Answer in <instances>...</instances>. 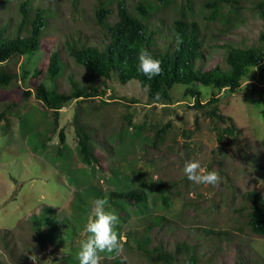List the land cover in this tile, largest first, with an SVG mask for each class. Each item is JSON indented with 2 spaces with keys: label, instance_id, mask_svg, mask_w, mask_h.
<instances>
[{
  "label": "rangeland",
  "instance_id": "374dc122",
  "mask_svg": "<svg viewBox=\"0 0 264 264\" xmlns=\"http://www.w3.org/2000/svg\"><path fill=\"white\" fill-rule=\"evenodd\" d=\"M20 1L0 0V26L8 25L9 36L21 21ZM126 1L132 12L139 2L154 6L147 22L157 41L173 34L176 19L197 21L206 39L205 70L223 61V44L254 45L263 29L259 0L224 1L216 18L207 6L213 0ZM95 6L96 0H31L30 19L37 8L45 10L44 51L5 64L17 72V84L0 86V205L10 199L0 207V264H33L32 255L38 257L35 264H79L92 201L104 197L118 214L117 231L126 243L120 256L103 254V264H153L148 257L153 248L177 251L183 243L196 251L199 264H264V236L246 228L239 210L248 191L264 193V72L249 67L236 91L197 85L201 103L207 102L200 107L180 83L173 85L170 100L153 103L138 80L122 84L113 74L105 93L73 98L55 115L35 95L41 79L34 72L60 48L64 73L41 81L64 92L71 79L88 83L87 70L64 43L78 36L98 43L103 29ZM26 25L29 29L30 20ZM25 90L31 94L25 96ZM212 97L218 100L208 104ZM79 135L90 137L98 162L82 160ZM193 159L217 171L221 183L205 187L190 181L183 168ZM152 186L165 189L151 191ZM131 189H143L146 200L133 204L112 196ZM185 261L182 250L175 264Z\"/></svg>",
  "mask_w": 264,
  "mask_h": 264
},
{
  "label": "trees",
  "instance_id": "16d2710c",
  "mask_svg": "<svg viewBox=\"0 0 264 264\" xmlns=\"http://www.w3.org/2000/svg\"><path fill=\"white\" fill-rule=\"evenodd\" d=\"M156 1L167 4L172 0ZM224 1L230 0H213L207 3V6L212 7V18H216L217 14L222 15L220 10ZM114 3L116 5L111 6ZM255 7L263 19V29L258 43L250 46L236 45L233 42L223 44L221 48H226L223 61L205 70L203 64L207 49L206 39L201 34L197 21H187L184 17L176 19L173 34L161 42L156 40L154 31L148 27L150 8H154L151 4L139 2L136 11L132 12L126 0H96L94 14L97 23L103 29V35L98 43L92 44L89 39L81 36L67 39L64 43L68 54L87 70L90 80L83 84L71 79L69 92L58 91L55 87L48 89L45 86L42 79L48 76L54 80L61 76L66 68L61 56L62 50L60 51L59 48L47 54V63L44 66L36 68L34 77L41 80L35 88V95L45 107L52 109L54 114L58 115L62 106L73 98H92L105 93L104 86L107 80L116 74L122 84L132 79L138 80L140 86L146 89L148 99L153 103L170 100L173 85L180 83L186 86V93L191 94L195 99L194 105L200 107L207 102L201 103L198 86L206 85L216 89L228 88L236 91L241 86L242 78L247 74L249 67H258L264 72V0H259ZM233 8L236 11L239 9L237 6ZM30 10H32L31 0L19 2L18 11L21 21L15 36L6 33L7 24L0 26V86L13 85V78H17V72L5 66L11 58L44 51L42 34L47 28L45 10L37 8L32 19L29 18ZM113 16L116 20L111 23L110 18ZM224 19L227 22L229 17ZM29 20L28 29L26 24ZM27 29L28 32L25 34ZM214 36L212 35V38ZM142 48L147 49L153 58L162 61L163 72L152 79L138 71V56ZM97 78H101L100 84L96 81ZM24 94L30 95L31 91L25 90ZM217 98L212 97L208 104L216 102ZM215 109L212 114L216 113ZM127 122L132 123L130 120ZM168 127H170L169 123L159 128L156 137L163 135ZM89 138L79 135L78 144L82 160L92 165L99 159L88 143ZM154 189L162 191L165 186L150 187L151 191ZM146 194L143 189H131L113 192L112 196L137 204L146 200ZM239 210L246 228L257 236H264V193L258 190L248 191L245 195V204ZM182 250L186 253L185 264L200 263L201 259L196 255V251L185 243L178 244L177 251L164 250L160 245L159 248H153V253H149L148 257L153 264H175Z\"/></svg>",
  "mask_w": 264,
  "mask_h": 264
},
{
  "label": "clouds",
  "instance_id": "9594fccd",
  "mask_svg": "<svg viewBox=\"0 0 264 264\" xmlns=\"http://www.w3.org/2000/svg\"><path fill=\"white\" fill-rule=\"evenodd\" d=\"M138 60V71L149 79L163 72L162 61L153 58L147 49L140 50ZM257 70L258 67L253 71ZM183 172L190 181L205 187L218 186L222 179L217 171H207L199 159L186 161ZM118 224V214L114 209H109L107 197L92 201V208L81 233L86 238L81 241L80 251L77 254L79 264H102L105 259L103 254H107L109 259L123 254L126 240L118 233ZM37 258L36 255L30 257L33 264Z\"/></svg>",
  "mask_w": 264,
  "mask_h": 264
},
{
  "label": "water",
  "instance_id": "95a60500",
  "mask_svg": "<svg viewBox=\"0 0 264 264\" xmlns=\"http://www.w3.org/2000/svg\"><path fill=\"white\" fill-rule=\"evenodd\" d=\"M13 83L17 84L16 83V79L13 78ZM10 199L6 200L3 204L0 205V207H2L3 205H5Z\"/></svg>",
  "mask_w": 264,
  "mask_h": 264
}]
</instances>
